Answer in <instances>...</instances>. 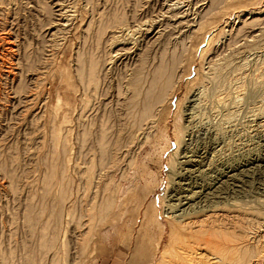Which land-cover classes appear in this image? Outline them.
I'll return each instance as SVG.
<instances>
[{
  "label": "rangeland",
  "instance_id": "1",
  "mask_svg": "<svg viewBox=\"0 0 264 264\" xmlns=\"http://www.w3.org/2000/svg\"><path fill=\"white\" fill-rule=\"evenodd\" d=\"M175 2L177 1L0 0V5L5 6L1 5L3 8L0 6V264H53L54 260L56 264H158L165 245L171 240L169 222L175 219L174 216L191 214L204 204H206L204 206L214 204L216 200L223 210H226V207L227 210L230 209L231 216L249 217L254 213V217L251 218L255 219L249 218V221H252L244 225L248 226L249 242L253 243L252 245L264 234V87L255 85L259 72L257 76H250L252 71L262 67L261 63L264 68V24L255 28V34L259 35L257 38H251L252 35L247 31L237 34L243 21L251 19L252 16L259 17L258 13L264 10V0H235L224 3L216 17L219 18L216 21L220 26L215 34L219 35H215L211 46L210 35L203 37L205 32H192L190 36L191 33L182 34V26L180 29L175 28L176 24L173 23L178 20L175 19L176 16L182 13V1L178 0L176 4ZM114 18L116 23L113 22ZM101 29L104 34L99 35ZM183 31L187 29L184 28ZM157 32L159 34L155 36ZM184 35L191 38L188 40L190 52L182 60L180 70L184 71L183 78L170 103L172 106L168 110L169 114L167 111L164 116L157 114L153 122L150 121L151 123L136 132V128L129 124L126 109L114 101L105 107L103 95L109 88L113 90L111 92L115 94L113 95L115 98L121 81L131 76L127 74H132V69H135L142 59L147 60L145 65L149 70L150 64H158L163 55L169 59L175 50L179 53ZM120 47L130 48L131 52L140 56L136 57V60L131 56L132 62L126 60L128 64L126 61L124 62L126 64L118 62L117 54L120 52L117 50ZM221 54L225 56H220ZM80 57L93 58L102 63L105 61L104 63L109 65L105 76L103 74L100 76L102 92L99 91L97 95L85 92L87 89L77 80L76 72ZM209 67L221 69V73L209 72ZM263 68L260 71H263ZM233 71L241 75L249 74L246 76L247 79L242 80L245 83L247 80L249 82L247 81L239 95L231 96L234 105L230 112L221 114L222 112L213 109V102L210 101L220 95V90L223 92L222 89L228 88ZM210 76H213L212 79ZM67 78L71 79L74 90L67 85ZM223 85L224 87L226 85V88ZM190 107V112L198 117L192 124H188L185 117ZM166 114L168 116H165ZM178 116L182 117V120L179 119L182 127V145L179 154L174 156L177 158L171 160V155L178 147L173 137L174 123L177 122ZM104 117L108 120L105 121ZM100 121L102 123L105 121L108 127L112 128L109 134L112 133L116 139L119 138L118 144L113 147V152L111 150V155L103 164L100 163V153L97 152L99 150L96 144L100 133ZM96 127L98 128L95 130ZM241 127L247 132L243 131L245 135L242 134L243 137L239 138L236 136L237 133L232 131ZM165 129L173 139L170 148L166 146L164 139ZM88 131L90 134L88 139L85 137L83 139V135L85 136ZM212 141L215 143L212 144ZM215 144L220 145V147L217 145V150L213 149ZM200 157L208 158L199 164ZM99 160L100 162H97ZM180 162L183 163L178 165ZM54 163L58 165L56 166L58 174L55 184L50 187L53 192L44 197L45 180ZM91 163L96 172L92 177V185L86 176ZM179 166H182L184 174L181 169L180 171L177 169ZM65 168L66 170H63ZM177 170L185 181L176 178ZM226 174L234 178L228 180L227 184H221V180L226 181L224 179ZM61 186L68 187L66 191L71 190L68 191V200H64L63 203L60 198L58 199ZM177 186L182 187L181 196H189V206H186L188 203L186 200H183L181 205L176 202L173 204L174 206L177 204V208L174 207V211L170 212L168 197ZM216 191H220L221 196L217 195ZM95 193L99 194L101 201L113 196L116 204L106 222L102 225L100 223L99 229L97 227V235L94 236L96 239L86 243L88 230L86 225L91 215L96 214L94 210L91 213L90 207L88 208ZM194 195L197 198H193ZM199 199L209 201L200 202ZM231 204L238 208L234 209ZM147 209L150 211L153 209L152 215L155 214L165 228L163 232L158 228L153 229L150 238H144V232H140L142 215ZM238 210L240 212H237ZM87 213L90 216L86 215ZM238 220L241 221L240 218ZM52 237L56 239V246L55 249L48 251L43 244L51 241ZM161 237L162 244L155 250V245ZM197 252L196 256H193L196 261L202 260L206 263L211 260L205 251ZM210 263L213 264L212 261ZM259 264H264V259Z\"/></svg>",
  "mask_w": 264,
  "mask_h": 264
},
{
  "label": "bare ground",
  "instance_id": "2",
  "mask_svg": "<svg viewBox=\"0 0 264 264\" xmlns=\"http://www.w3.org/2000/svg\"><path fill=\"white\" fill-rule=\"evenodd\" d=\"M3 1V0H1ZM178 2V0H176ZM182 1V13L180 15L179 13L175 19L178 18V20H175L173 24H176V29L182 26V34H190V36L192 35V32H205L204 34V38L207 37V35L209 36V46H211V43L214 41L215 38V32L217 30H219V23L218 21H216V19L219 20V18H216L218 14H220V10L221 6L228 2H232L235 0H181ZM168 2V1H167ZM175 2V4L177 3ZM173 3V2H172ZM181 3V2H180ZM179 4V3H178ZM2 5V4H1ZM0 5V6H1ZM171 5V4H170ZM4 6V5H2ZM1 6V7H2ZM165 6V5H164ZM179 6V5H178ZM0 7V8H1ZM5 7V6H4ZM169 7V6H168ZM172 7V6H171ZM3 8V7H2ZM170 8V7H169ZM178 9V7H176ZM175 9V10H177ZM48 10V9H47ZM163 10V9H162ZM170 10V9H169ZM168 10V11H169ZM172 10V9H171ZM49 11V10H48ZM52 11V10H51ZM45 12V11H44ZM174 12V11H173ZM47 13V12H46ZM50 12H48L49 14ZM172 13V12H171ZM53 14V13H52ZM168 14V12H167ZM170 14V13H169ZM259 14V17H253L251 19H248L246 21L242 22V26L241 28H239V30L237 31V34L242 33V31H247L249 33V35L251 34V38H257V36L255 34V28H257V26H261L264 24V10L261 11ZM50 15V14H49ZM164 15V14H163ZM52 16V15H51ZM62 16V15H61ZM71 16V15H70ZM99 16V15H98ZM63 17V16H62ZM102 17V16H101ZM172 19V18H171ZM180 19V20H179ZM50 20V19H49ZM68 20V19H67ZM116 20V18H114L113 22ZM170 20V19H169ZM100 21V20H99ZM117 21H120L117 19ZM101 22V21H100ZM111 22V21H109ZM112 22V23H113ZM146 22V21H145ZM116 23V21H115ZM115 23H113L115 25ZM152 23V22H151ZM163 23V22H162ZM119 24V22H118ZM59 25V24H58ZM65 25V24H64ZM63 25V26H64ZM156 25V24H155ZM66 26V25H65ZM112 26V25H111ZM122 26V25H121ZM143 26V25H142ZM170 26V25H169ZM207 26H209V28H207ZM113 27V26H112ZM106 28V26L104 27ZM117 28V27H116ZM139 28V27H138ZM167 28V27H166ZM186 28L187 31H183V29ZM112 29V28H111ZM152 29V28H151ZM211 29V30H210ZM235 29V28H234ZM104 30V29H103ZM120 30V29H119ZM166 30V29H165ZM104 31H102V29L99 32V35L104 34ZM106 32V31H105ZM122 32V31H121ZM138 32V31H137ZM168 32V31H167ZM166 32V33H167ZM232 32V31H231ZM221 33V32H220ZM225 33V32H224ZM159 33L157 32L155 36H157ZM172 34V33H171ZM175 34V33H174ZM98 35V34H97ZM203 35V34H202ZM219 34H217L216 36H218ZM240 35V34H239ZM242 35V34H241ZM134 36V34H133ZM154 36V39H155ZM189 36V35H188ZM186 37L184 35V38L182 39V46L181 47V53L179 52H171L172 55H170V58L168 59L166 56H164L163 53L162 57L160 54V61L158 62V64H154L148 67L149 70L146 68V61H144V59H140L141 63H139V65L137 67H135V69H132V74H127V75H131L129 77H123V81L121 84V87L119 85V88L117 90L116 96L115 98L113 97V95H115L114 93L112 94L111 89L108 88V91L106 89V92L103 95V104L105 107H107V105L109 104V106L111 105V102H115L116 104L120 105L122 108L124 107L126 109V117L130 120L129 124H132V126H134L136 128V132L140 131L141 129H143L144 126H146L150 121H154V119H156V115H160V116H164L165 112L167 111V114H169L168 110L171 109L170 103L171 101L174 99V95H176L175 93H177V88H180L181 82H182V78H183V72L182 70H180V66L182 63V60L184 58L185 55H187L188 52H190V47H188V40H190V36ZM53 37V36H52ZM117 37V36H115ZM112 37V38H115ZM139 37V36H138ZM153 37V36H152ZM174 37V36H173ZM177 37V36H176ZM233 37V35H232ZM237 37V36H236ZM247 37V36H246ZM111 38V39H112ZM159 38V36H158ZM164 38V37H163ZM225 38V37H224ZM104 39V38H101ZM110 39V38H109ZM125 39V38H124ZM128 39V38H127ZM249 39V38H248ZM130 40V39H129ZM139 40V39H138ZM157 40V39H156ZM246 40V39H245ZM100 41V40H99ZM120 41V40H119ZM135 41V40H134ZM160 41V40H159ZM232 41V40H231ZM230 41V42H231ZM234 41V40H233ZM236 41V40H235ZM251 41V40H250ZM254 41V40H253ZM114 42V41H113ZM116 42V41H115ZM132 42V41H131ZM150 42V41H149ZM203 42H205L203 40ZM104 43V42H103ZM109 43V42H108ZM107 43V44H108ZM146 43V42H145ZM174 43V42H173ZM181 43V41H180ZM234 43V42H233ZM239 43V42H238ZM121 44V43H120ZM123 44V43H122ZM125 44V43H124ZM133 44V43H132ZM237 44V43H234ZM251 44V43H250ZM192 45V44H191ZM146 46V45H145ZM171 46V45H170ZM177 46V44H176ZM230 46L227 45V47ZM238 46H240L238 44ZM244 46V45H243ZM247 46V45H246ZM134 47V46H133ZM166 47V46H165ZM164 47V49H165ZM235 47V46H234ZM231 47V48H234ZM242 47V46H241ZM256 47V46H255ZM254 47V48H255ZM229 48V47H228ZM250 47H248L249 49ZM143 49V48H142ZM147 49V48H146ZM247 48H245L246 50ZM247 49V50H248ZM173 50V49H172ZM246 50V51H247ZM253 50V49H252ZM117 51H119L120 53H116L117 55H119V60L117 59L118 62L124 63L126 60H131L132 62V58L133 60H136V57H139L136 53L131 52L130 48L127 47H120ZM170 51V50H169ZM163 52V51H162ZM192 52V51H191ZM223 52V51H222ZM241 52V51H240ZM216 53V52H215ZM227 53V52H226ZM232 53V52H231ZM170 54V53H169ZM189 54V53H188ZM234 54V53H233ZM236 54V53H235ZM83 55V54H82ZM115 55V57L117 56ZM204 55V54H203ZM224 55V54H223ZM222 54L220 56H223ZM229 55V54H228ZM232 55V54H231ZM258 55V54H257ZM256 55V56H257ZM112 56V55H111ZM168 56V54H167ZM225 56V55H224ZM236 56V55H235ZM79 57V56H78ZM93 57V56H92ZM96 57V56H95ZM94 57V58H95ZM118 57V56H117ZM116 57V58H117ZM144 57V56H142ZM141 57V58H142ZM88 58V57H87ZM103 58V57H102ZM115 58V59H116ZM136 58V59H135ZM217 59V57H214ZM221 59L223 57H220ZM232 58V57H231ZM50 59V58H49ZM78 64L77 65V80L79 81L80 84H82L87 91L85 92H89L93 95H97L100 91V76L101 74H103L105 76V74L108 72L109 70V65H107L106 63H104L105 61L102 62H98L96 59L93 58H89V59H83L82 57L78 58ZM106 59V58H105ZM146 59V58H145ZM149 59V58H148ZM225 59V58H224ZM234 59V58H233ZM248 59V58H247ZM261 59V58H260ZM109 60V59H108ZM155 60V58H154ZM215 60V59H214ZM220 60V59H219ZM101 61V60H100ZM114 61V60H113ZM237 61V60H236ZM251 61V60H250ZM261 61V60H260ZM111 62V61H110ZM137 62V61H136ZM134 62V65L135 63ZM140 62V61H139ZM150 62V61H149ZM212 62V60H211ZM215 62V61H214ZM217 62V61H216ZM215 62V63H216ZM220 62V61H219ZM225 62V61H224ZM258 62V61H257ZM264 62V61H263ZM29 63V62H28ZM108 63V62H107ZM126 63L128 64V62L126 61ZM124 63V64H126ZM185 63V62H184ZM213 63V62H212ZM240 63V62H239ZM146 64V65H145ZM222 64V63H221ZM219 64V65H221ZM229 64V63H228ZM264 64V63H263ZM133 65V66H134ZM149 65V63H148ZM192 65V64H191ZM216 65V64H214ZM214 65H210L211 67H214ZM34 66V65H33ZM124 66V65H123ZM128 66V65H127ZM262 67H258L256 70L251 72L250 76H257L259 72V75L257 76L256 83L255 85H260L262 87H264V68L263 65L261 63ZM32 67V66H31ZM126 67V65H125ZM211 67H209V72H217L219 74V72L221 71V69H212ZM219 67V66H218ZM229 67V66H228ZM237 67V66H236ZM117 68V67H116ZM127 68V67H126ZM223 68V67H222ZM256 67H254L255 69ZM263 68V71H260V69ZM237 69V68H236ZM239 69V68H238ZM224 70V69H223ZM242 70V69H241ZM246 70V69H245ZM252 70V69H251ZM112 71V70H111ZM114 71V70H113ZM242 72V71H241ZM190 73H191V67H190ZM189 73V74H190ZM208 73V72H207ZM205 73V75L207 74ZM214 73V74H215ZM221 73V72H220ZM211 74V73H210ZM249 76V74H247ZM247 75L244 74H236V71H233L231 73V80H229V78L227 80L230 81V83L228 84V88L227 89H222L223 92H221L220 90V95H217V98H212L213 100L210 102H213V109H215L217 112H222L223 113H228V111L230 112L231 107H233L234 103L232 101V95L233 94H237L239 95L241 91H243L244 89V85L247 83V81L249 82V80L246 81H242L247 79ZM202 76V75H200ZM226 76V75H225ZM64 77V75H63ZM66 77V76H65ZM213 77V76H212ZM212 77L210 76V78L212 79ZM228 77V76H227ZM234 78V80H232ZM108 78V77H107ZM250 79V77H248ZM253 78V77H252ZM205 79V78H204ZM215 79V77H214ZM213 79V80H214ZM64 80V78L62 79ZM201 80V79H200ZM224 80V79H223ZM67 81V82H66ZM65 82L67 83V85H69L71 88L73 87L72 85V81L70 78H67ZM210 81V80H209ZM212 81V80H211ZM217 81V80H216ZM214 81V82H216ZM242 81V82H241ZM251 81V80H250ZM64 82V83H65ZM119 82V81H118ZM197 82V81H195ZM203 82V81H202ZM206 82V81H205ZM204 82V83H205ZM219 82V81H218ZM227 82V81H226ZM63 83V82H62ZM204 83H200V84H204ZM228 83V82H227ZM208 84V83H207ZM213 84V83H212ZM215 84V83H214ZM213 84V85H214ZM226 84V83H225ZM66 85V84H65ZM211 85V84H210ZM68 86V87H69ZM196 86V85H195ZM222 86V84H221ZM217 87H219V85H217ZM224 87V85H223ZM252 87V86H251ZM256 87V86H255ZM222 88V87H221ZM226 88V85L225 87ZM69 89V88H68ZM73 89V88H72ZM75 89V88H74ZM73 89V90H74ZM114 89V88H113ZM211 89V88H210ZM216 89V88H215ZM214 89V90H215ZM246 89V88H245ZM70 90V89H69ZM208 90V89H207ZM248 90V89H247ZM252 90V89H251ZM219 91V89H218ZM245 91V90H244ZM102 92V91H100ZM115 92V90H114ZM211 92V91H210ZM208 93V92H207ZM244 93V92H243ZM242 93V94H243ZM102 94V93H101ZM211 94V93H210ZM218 94V92H217ZM247 94V93H246ZM262 94V93H261ZM206 95V94H205ZM204 95V96H205ZM99 96V95H98ZM101 96V95H100ZM214 96V95H213ZM91 97V96H90ZM203 97V96H202ZM212 97V96H211ZM215 97V96H214ZM237 97V96H235ZM245 97V96H244ZM257 97V96H255ZM259 97V96H258ZM109 98H111V101H109ZM234 98V97H233ZM238 98V97H237ZM91 99V98H90ZM89 99V100H90ZM206 99V98H205ZM209 99V98H207ZM235 99V98H234ZM242 99V98H241ZM88 100V101H89ZM87 101V100H85ZM91 101V100H90ZM89 101V103H90ZM95 101V100H94ZM196 101V100H195ZM255 101V100H253ZM113 102V103H114ZM204 102V101H203ZM209 102V103H210ZM256 102V101H255ZM89 103H87L88 107H89ZM191 103V101H190ZM61 104V103H60ZM91 104V103H90ZM194 104V103H193ZM199 104V103H198ZM240 104V103H239ZM254 104V103H253ZM113 105V104H112ZM86 106V105H85ZM100 106V105H99ZM170 106V107H169ZM194 107V106H193ZM245 107V106H244ZM254 107V106H253ZM90 108V107H89ZM195 108V107H194ZM200 108V107H199ZM59 109V108H58ZM87 109V108H86ZM112 109V108H111ZM121 109V108H120ZM238 109V108H237ZM104 110V109H103ZM107 110V109H106ZM249 110V109H248ZM111 111V110H110ZM116 111V110H115ZM191 111V107L190 109L188 108V110L186 111V121L188 122V124H192L194 121H196L195 119L198 117H195L194 113L190 112ZM94 112V110L92 111ZM182 112V111H181ZM232 112V111H231ZM237 112V111H236ZM241 112V111H240ZM244 112V111H243ZM59 113V112H58ZM107 113V112H106ZM105 113V115H106ZM258 113V112H257ZM110 114V113H109ZM117 114V113H116ZM165 116H168V115ZM251 114V113H250ZM260 114V113H259ZM53 115V114H52ZM198 115V114H197ZM100 116V115H99ZM110 116V115H108ZM107 116V117H108ZM116 116V115H115ZM223 116V115H222ZM241 116V115H240ZM106 117V116H105ZM104 117V120H105ZM118 117V116H117ZM53 118V117H52ZM101 118V117H100ZM182 117H177V122L174 123V132H173V137H174V141L176 143V145L178 146L176 149V152L173 153L171 155V160L177 158L174 156H177L176 154H179V151L181 149V145H182V127L180 126L179 123H181V121L179 119H181ZM201 118V117H200ZM224 118V117H223ZM103 118H101L102 120ZM158 119V117H157ZM160 119V118H159ZM228 119V118H227ZM52 120V119H51ZM95 120V119H94ZM93 120V121H94ZM100 120V119H99ZM98 120V122H99ZM108 120V119H106ZM105 120V121H106ZM113 120V119H112ZM182 120V119H181ZM221 120V119H220ZM239 120V119H238ZM55 121V120H53ZM105 121L102 123L101 121V125H100V133H99V138L95 141V143L97 144V148L100 154L101 158V162L100 160L97 162L100 163H104L108 156L111 155L110 152L113 149L114 146H116L118 144L119 138L116 139V137H114V134L109 132H112V128L108 127V124L105 123ZM111 121V120H110ZM125 121V120H124ZM152 121V122H153ZM158 121V120H157ZM180 121V122H179ZM109 122V121H107ZM112 122V121H111ZM132 122V123H131ZM256 122V121H255ZM127 123V122H126ZM151 123V122H150ZM198 123V122H197ZM218 123V122H217ZM95 124V123H94ZM97 124V123H96ZM153 124V123H152ZM196 124V123H195ZM203 124V123H202ZM223 124V123H222ZM252 124V123H251ZM116 125V124H115ZM124 125V124H123ZM233 125V124H232ZM90 126V125H89ZM94 126V125H93ZM97 126V125H96ZM99 126V125H98ZM150 127L151 124L149 125ZM234 126V125H233ZM243 126V125H242ZM245 126V125H244ZM253 126V125H252ZM263 126V125H262ZM55 127V126H54ZM92 127V125L90 126ZM149 127V128H150ZM187 127V126H186ZM195 127V126H194ZM193 127V128H194ZM260 127V126H259ZM98 127L95 128V130ZM148 128V127H147ZM148 128V129H149ZM244 127H241L240 129H236L232 132L237 133L236 136L240 138V136L243 137L242 133L244 130ZM129 129V128H128ZM133 129V128H132ZM151 129V128H150ZM156 129V128H155ZM189 129V128H188ZM246 129V128H245ZM110 130V131H109ZM114 130V129H113ZM130 130V129H129ZM146 130V129H145ZM193 130V129H192ZM191 130V131H192ZM217 130V129H216ZM87 131V130H86ZM144 131V130H142ZM189 131V130H188ZM188 131L186 133H188ZM226 131V130H225ZM129 132V131H128ZM185 132V131H184ZM83 133V132H82ZM97 133V132H95ZM97 133V134H98ZM131 133V132H130ZM222 133V132H221ZM92 134V133H91ZM128 134V133H127ZM132 134V133H131ZM140 134V133H139ZM189 134V133H188ZM232 134V133H231ZM58 135V134H57ZM88 135L89 131L86 132L85 136L83 135V139L85 137V139H88ZM94 135V134H93ZM92 135V136H93ZM130 135V134H129ZM245 135V134H244ZM254 135V134H253ZM97 136V135H96ZM133 136V135H132ZM235 136V135H234ZM56 137V136H55ZM134 137V136H133ZM207 137V136H206ZM209 137V135H208ZM211 137V136H210ZM236 137V139H237ZM116 140H115V139ZM129 138V137H128ZM53 139V138H52ZM56 139V138H55ZM91 140V138H89ZM164 139L166 142V146H168L169 148L171 147V142H172V138L169 134V132L165 129L164 130ZM210 139V138H209ZM212 139V138H211ZM218 139V138H216ZM64 140V139H63ZM66 140V138H65ZM215 140V139H214ZM232 140V139H231ZM87 141V140H86ZM225 141V140H224ZM240 141V140H239ZM243 141V140H242ZM82 142V141H81ZM85 142V141H84ZM93 142V141H92ZM213 142V141H212ZM219 142V141H217ZM78 143V142H77ZM126 143V142H125ZM209 143V142H208ZM207 143V144H208ZM215 142H213L212 144H214ZM69 144V143H68ZM94 144V143H93ZM120 144V143H119ZM123 144V143H122ZM205 144V143H204ZM211 144V145H212ZM238 144V143H237ZM244 144V143H243ZM215 144V147L213 148L214 150L216 149V147H220V145H222V143L220 145ZM63 146V145H62ZM81 146V145H80ZM128 146V145H127ZM205 146V145H204ZM126 147V146H125ZM210 147V146H209ZM120 148V147H119ZM118 148V149H119ZM185 148V147H184ZM58 149V148H57ZM65 149V148H64ZM168 149V148H166ZM59 150V149H58ZM117 150V149H116ZM184 150V149H183ZM199 150V149H198ZM204 150V149H203ZM212 150V148H211ZM210 150V151H211ZM217 150V149H216ZM187 151V149H186ZM207 151V150H206ZM220 151V150H219ZM57 152V151H56ZM90 152V151H89ZM113 152V150H112ZM120 152V151H119ZM204 152V151H203ZM202 152V153H203ZM208 152V151H207ZM95 153V152H94ZM189 153V152H188ZM193 153V152H192ZM195 153V152H194ZM221 153V152H220ZM66 154V153H65ZM68 154V153H67ZM182 154V153H181ZM211 154V153H210ZM214 154V153H213ZM217 154V153H216ZM56 155V154H55ZM55 155L53 156L55 158ZM187 155V154H186ZM205 155V154H204ZM57 156V155H56ZM92 156H94L92 154ZM195 156V154H194ZM198 156V153H197ZM201 156V155H200ZM60 157V156H59ZM183 157V156H182ZM185 157V156H184ZM188 157V156H187ZM186 157V158H187ZM217 157V156H216ZM53 158V159H54ZM58 158V157H57ZM112 158V157H109ZM181 158V157H180ZM193 158V157H192ZM208 158V157H200L198 163L202 164V162H204V160ZM91 159V158H90ZM114 159V158H113ZM182 159V158H181ZM214 159V158H213ZM48 160V159H47ZM59 160V158H58ZM57 160V161H58ZM62 160V159H61ZM57 161H54L57 163ZM179 161V160H177ZM188 161H190L188 159ZM187 161V162H188ZM193 161V160H192ZM191 161V162H192ZM207 161V160H206ZM262 161V160H261ZM62 162H64L62 160ZM109 162V161H108ZM173 162V161H172ZM195 162V161H193ZM56 163L53 164V166L50 168V172L48 174L47 179L45 180V189L46 191H44L45 194H43L44 197H48V195L50 194L51 191V185L54 183L55 179H56V174H58L56 172ZM93 163V162H92ZM90 164V168L87 170V177H88V181L89 183H91L92 185V177L94 176L95 172V167L93 166V164ZM183 163V162H182ZM181 162L178 163V165L182 164ZM212 163V162H211ZM257 163V162H256ZM51 164V163H50ZM89 164V163H87ZM109 164V163H108ZM131 164V163H130ZM177 164V163H176ZM61 165V164H60ZM95 165V164H94ZM106 165V164H105ZM212 165V164H210ZM253 165V164H252ZM256 165V164H255ZM63 166V165H62ZM61 166V167H62ZM65 166V165H64ZM102 166V165H101ZM109 166V165H108ZM177 166V165H176ZM185 166V165H184ZM187 166V165H186ZM196 166V165H195ZM258 166V165H257ZM3 167V166H2ZM1 167V168H2ZM104 167V165H103ZM208 167V166H207ZM260 167V166H259ZM49 168V167H48ZM182 168V166L177 167V169ZM185 168V167H184ZM190 168V167H189ZM248 168V167H247ZM59 169V167L57 168ZM104 169V168H103ZM106 169V168H105ZM63 170H66L63 169ZM182 170V169H181ZM193 170V169H192ZM190 169V171H192ZM196 170V169H195ZM211 170V168L209 169ZM246 170V169H245ZM58 171V170H57ZM188 171V170H187ZM194 171V170H193ZM198 171V170H197ZM235 171V170H234ZM65 172V171H64ZM178 172V170H177ZM185 172V171H184ZM195 172V171H194ZM216 172V171H215ZM229 172V171H228ZM174 173V172H173ZM198 173V172H197ZM231 173V172H230ZM229 173V174H230ZM241 173V171H240ZM182 174L183 170H182ZM180 172H178V174H175L177 179H181L183 181H185V178H182V175ZM187 174V173H186ZM229 174H226L224 176V179H226V181H220L221 184H227L228 180H232V178H234V176H229ZM245 174V172H244ZM66 175V174H65ZM107 175V174H106ZM189 175V174H188ZM216 175V174H215ZM8 176V175H7ZM62 176V175H60ZM203 176V175H202ZM223 176V175H222ZM46 177V176H45ZM99 177V176H98ZM219 177V176H218ZM236 177V176H235ZM58 178V177H57ZM61 178V177H60ZM63 178V177H62ZM84 178V177H83ZM175 178V177H173ZM223 178V177H222ZM64 179V178H63ZM69 179V178H68ZM87 179V178H86ZM95 179V178H94ZM112 180V178H111ZM190 180V179H189ZM192 180V179H191ZM235 180V179H234ZM70 181V180H69ZM85 181V180H84ZM87 181V182H88ZM173 181V180H172ZM182 181V182H183ZM58 182V181H57ZM62 182V180H61ZM68 182V181H67ZM79 182V181H78ZM89 183L87 185H89ZM184 183V182H183ZM216 183V182H215ZM55 184V183H54ZM70 184V183H68ZM178 183H176L177 185ZM187 184V182L185 183ZM190 184V183H188ZM59 185V183L57 184ZM64 185V184H63ZM62 185V186H63ZM66 186L67 183L65 184ZM175 185V184H174ZM180 185V183H179ZM183 185V184H182ZM61 186V190L59 195H58V199L60 198L63 203L64 200H68L69 198V193L68 191H71L70 189L68 191L67 188L62 187ZM171 186V185H170ZM173 186V185H172ZM188 186V185H187ZM221 186V185H220ZM226 186V185H225ZM230 186V185H229ZM44 187V186H43ZM85 187V186H84ZM90 187V186H88ZM111 187V186H110ZM117 187V186H116ZM179 187V186H177ZM176 187V188H177ZM91 188V187H90ZM90 188L87 190L89 191ZM172 189L173 191L171 192V194L169 195V201H168V205L170 207V212L171 210L174 211V207L177 206V204L174 206L173 203L179 202L178 205H181L184 201L186 200V202L188 201V203H186V206L189 204L190 202V198L189 196H181L182 195V187L179 189ZM220 187H218L219 190ZM84 189V188H83ZM87 189V188H85ZM187 189V188H186ZM217 190V188H215ZM222 189L223 186H222ZM53 190V189H52ZM95 190V189H94ZM114 190V189H113ZM184 190V189H183ZM187 191H189L187 189ZM229 191V190H228ZM227 191V192H228ZM77 192V191H76ZM91 192V191H90ZM195 192V191H194ZM201 192V191H200ZM217 195H220L219 192L220 191H216ZM224 193V192H223ZM229 193V192H228ZM209 194V193H208ZM227 194V193H226ZM83 195V194H82ZM87 195V194H86ZM99 194L95 193V196L91 199L92 203L88 206V208L90 207L89 210H94L96 212V214L91 215V219H89L90 221H88V230L86 233V237H85V241L87 243H90L91 241L94 240V238L96 239L95 234H96V229L99 226V224L102 223L104 224L107 220V218H109L110 213L112 212V210L115 208V204H116V200L115 198L112 196L109 198H107L104 201H101V199L99 200ZM103 195V194H101ZM105 195V194H104ZM196 195V194H195ZM193 198H197V196ZM199 195V194H198ZM205 195V194H204ZM213 195V194H211ZM193 196V195H192ZM220 196H218L220 198ZM232 196V195H231ZM83 197V196H82ZM116 197V196H115ZM199 197V196H198ZM204 197V196H203ZM211 197V196H210ZM217 197V198H218ZM71 198V196H70ZM88 198V197H87ZM167 198V199H168ZM223 198V197H222ZM118 199V198H117ZM124 199V198H123ZM206 199H208L206 197ZM205 199V200H206ZM226 199V198H225ZM88 201V199H86ZM200 200V199H199ZM205 200H200L201 201H205ZM216 200V198H215ZM193 201V200H192ZM207 201V200H206ZM209 201V200H208ZM207 201V202H208ZM211 201V200H210ZM214 201V200H212ZM217 201V200H216ZM215 201V202H216ZM129 202V201H128ZM211 204L212 205H208V206H204L206 204L203 205V207H199V209L196 211L195 207V211H192L191 214L190 213H186V214H182L179 217L174 216L175 219L171 222H169L170 224V230H169V238L172 240H170L168 245H165V249L163 254L161 255V259L159 260L158 264H212L210 263L211 261L213 262V264H259L263 259H264V234L262 236L259 237V239H257L256 243L254 242V245H252L253 243L249 242V233L247 229V227H244L245 223L248 224L249 218L254 217L253 214L252 216H231V212L230 209L226 210L219 206V202ZM257 202V201H256ZM61 203V202H60ZM90 203V202H89ZM126 205V202H124ZM195 203V202H194ZM206 203V202H205ZM228 203V201H227ZM235 203V202H234ZM185 204V203H184ZM208 204V203H207ZM219 204V205H218ZM222 204V203H221ZM230 205V203H228ZM264 204V203H263ZM45 205V204H44ZM202 205V204H201ZM225 205V204H224ZM247 205V204H246ZM261 205V204H260ZM79 206V205H78ZM123 206V205H122ZM189 206V205H188ZM227 206V205H226ZM232 207H235L234 209H236V205L231 204ZM248 206V205H247ZM62 207V206H61ZM190 207L193 208L190 204ZM117 208V207H116ZM127 208V205H126ZM125 208V209H126ZM177 208V207H176ZM185 208V207H184ZM222 208V209H221ZM238 208V207H237ZM249 208V207H248ZM37 209V208H36ZM63 209V208H62ZM232 209V208H231ZM59 210V209H58ZM88 210V211H89ZM117 210V209H116ZM242 210V209H241ZM64 211V210H63ZM232 211V210H231ZM62 212V211H61ZM121 212V211H120ZM124 212V210H123ZM153 209L150 211L149 209H147L143 215H142V220H141V227H140V232H144V238H150V234H152L151 232L153 231V229L156 230H160V232L165 231L164 225L161 224L160 221L157 220L156 215L153 214ZM236 212V211H234ZM237 212H240L239 210ZM249 212H255V211H249ZM118 213V212H116ZM127 213V212H125ZM247 213V212H246ZM259 213V212H258ZM60 214V212H59ZM119 214V213H118ZM203 214V215H201ZM239 214V213H238ZM263 214V213H262ZM28 215V214H27ZM31 215V214H30ZM37 215V214H36ZM82 215V214H81ZM88 215V213L86 214ZM85 215V216H86ZM191 215V216H189ZM241 215V214H240ZM251 215V213H250ZM90 216V214L88 215ZM121 216V214H120ZM170 216V215H169ZM173 216V215H172ZM186 216H188V218H185ZM256 216V215H255ZM139 217V216H138ZM177 217V218H176ZM257 217V216H256ZM260 217V216H259ZM29 218V217H28ZM173 218V217H172ZM241 219V221H239L238 219ZM27 219V218H26ZM32 219V218H31ZM35 219V218H34ZM251 219H255V218H251ZM40 220V219H39ZM252 221V220H250ZM249 221V222H250ZM33 223V221H32ZM96 223V224H95ZM45 224V223H44ZM254 224V223H253ZM257 225V224H256ZM30 226V225H29ZM35 226V225H34ZM262 227V226H261ZM260 227V228H261ZM158 228V229H157ZM99 229V227H98ZM259 229V228H258ZM31 230V229H30ZM84 230V229H83ZM262 230V228H261ZM155 231V230H154ZM257 231V230H256ZM264 231V230H263ZM82 232V231H81ZM159 232V233H160ZM45 233V232H44ZM59 233V232H58ZM156 233V232H155ZM158 233V234H159ZM256 233V232H255ZM258 233V232H257ZM260 233V232H259ZM262 233V232H261ZM106 234V233H105ZM163 234V233H162ZM97 235V234H96ZM155 234H153L154 236ZM256 235V234H255ZM255 235L253 237H255ZM163 236V235H162ZM49 236H47L48 239ZM83 237V236H82ZM142 237V236H141ZM57 238V237H56ZM252 238V237H251ZM44 239V238H43ZM51 241H47L46 240L44 242H46L45 247L50 250L55 249L56 246V239L55 237L50 238ZM255 238H253L254 240ZM132 240V239H131ZM252 240V239H251ZM163 238L161 237L158 240V243L155 245V250H157L158 248H160L161 244H162ZM83 242V241H82ZM146 245V244H145ZM41 246V245H40ZM65 246V245H64ZM144 246V245H143ZM63 247V246H62ZM44 248V247H43ZM87 249V247H86ZM46 250V249H45ZM197 251H205L209 257H211V260L209 259V262L204 263L202 260L200 261H196V258H193V256L195 255V253ZM13 252V251H12ZM156 252V251H155ZM158 252V251H157ZM49 253V252H48ZM198 253V252H197ZM154 254V253H153ZM156 255V254H155ZM199 255V254H198ZM197 255V256H198ZM53 256V255H52ZM196 256V255H195ZM205 256V255H204ZM200 257V255L198 256ZM207 256V258H209ZM61 258V257H60ZM203 258V257H202ZM206 258V257H205ZM40 259V258H39ZM204 260V259H203ZM28 261V260H27ZM30 261V260H29ZM28 261V262H29ZM155 261V260H154ZM206 261V260H205ZM58 262V261H57ZM158 262V260H157ZM35 263V262H32ZM155 263V262H154ZM26 264V263H25ZM53 264H56V261H53ZM66 264V263H65Z\"/></svg>",
  "mask_w": 264,
  "mask_h": 264
}]
</instances>
